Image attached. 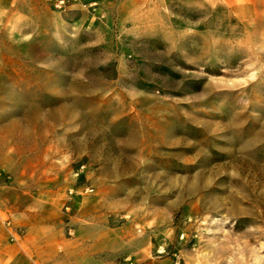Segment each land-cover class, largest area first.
<instances>
[{
  "label": "rangeland",
  "instance_id": "374dc122",
  "mask_svg": "<svg viewBox=\"0 0 264 264\" xmlns=\"http://www.w3.org/2000/svg\"><path fill=\"white\" fill-rule=\"evenodd\" d=\"M58 1L0 0L1 222L136 225L117 264H264L261 0Z\"/></svg>",
  "mask_w": 264,
  "mask_h": 264
},
{
  "label": "crops",
  "instance_id": "0c3cea01",
  "mask_svg": "<svg viewBox=\"0 0 264 264\" xmlns=\"http://www.w3.org/2000/svg\"><path fill=\"white\" fill-rule=\"evenodd\" d=\"M264 10V0L260 1ZM52 225L35 222L31 225H13L9 228L0 220V259L13 264H117L122 255H129L133 248L142 251L143 237L138 235L136 225ZM72 231L68 235L67 228ZM21 230L19 242H11V232ZM140 247V248H139ZM139 253V252H138ZM148 264H169L152 262Z\"/></svg>",
  "mask_w": 264,
  "mask_h": 264
},
{
  "label": "built area",
  "instance_id": "2783aa9c",
  "mask_svg": "<svg viewBox=\"0 0 264 264\" xmlns=\"http://www.w3.org/2000/svg\"><path fill=\"white\" fill-rule=\"evenodd\" d=\"M61 5H65V0H59L58 1V6H61ZM122 264H133L131 259L127 258L125 260H123V263Z\"/></svg>",
  "mask_w": 264,
  "mask_h": 264
}]
</instances>
